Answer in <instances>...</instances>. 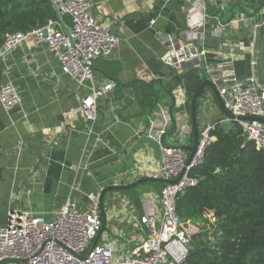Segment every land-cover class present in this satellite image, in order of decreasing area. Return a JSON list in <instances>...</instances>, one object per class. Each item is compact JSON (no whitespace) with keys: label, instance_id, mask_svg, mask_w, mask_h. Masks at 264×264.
<instances>
[{"label":"crops","instance_id":"obj_1","mask_svg":"<svg viewBox=\"0 0 264 264\" xmlns=\"http://www.w3.org/2000/svg\"><path fill=\"white\" fill-rule=\"evenodd\" d=\"M91 1V14L108 24L118 38L109 57L93 62L94 84L109 79L118 82L114 91L97 99L94 122H85L80 109L90 81L87 86L79 85L63 73L46 44L29 37L0 57V86L11 82L22 99V108L9 112L0 105V225L13 209L32 210L51 219L73 196L78 207L85 208L83 193L100 188L105 226L99 240L107 239L124 254L135 244L129 241L132 235L137 234V242L146 236L141 224L142 198L159 196L164 183L138 184L137 201L124 193L126 189L108 188L144 177L160 178L156 173L162 158L160 145L138 133L157 111L186 109L189 114L190 96L207 78L199 67L173 68L166 46L159 42L163 35L180 41L187 38V0ZM205 8L208 61H221L240 77L254 74L257 87L264 89V0L207 1ZM242 15L248 20L235 21ZM60 22L61 30L68 33L70 16H61ZM217 25L222 27L220 31ZM142 84L157 94L151 110L144 108L148 99L140 103L141 92L146 91ZM202 95L208 104L200 103ZM197 114L199 131L223 117L208 86L199 96ZM173 131L171 123L164 143L172 141ZM83 164H88L87 170L82 169ZM77 165L80 167L75 169Z\"/></svg>","mask_w":264,"mask_h":264},{"label":"built area","instance_id":"obj_2","mask_svg":"<svg viewBox=\"0 0 264 264\" xmlns=\"http://www.w3.org/2000/svg\"><path fill=\"white\" fill-rule=\"evenodd\" d=\"M187 1V38L180 41L176 36L163 35L159 42L166 46L167 60L173 68L199 67L202 75L216 86L225 107L235 118L223 115L216 122L205 124L199 131L197 147L189 157L192 133L187 110L180 109L176 113L161 110L150 115L147 126L138 135L144 134L160 145L162 158L156 173L170 182L162 185L159 196L147 194L142 198L141 224L146 236L137 242V234L132 235L129 241L135 244L129 251L118 253V248L107 239H98L93 245L101 227L99 188L83 193L87 202L85 208L78 207L69 197L51 219L32 210H9L5 223L0 225V264H182L190 238L198 228L179 219L176 198L196 185L197 179L191 171L202 163L205 149L214 141L211 132L215 125L237 123L245 138L252 141L256 149L264 150V124L239 118L264 117V89L257 87L254 74L240 77L223 62L208 61L204 46L205 6L207 1L215 0ZM52 3L58 18L47 19L42 26L25 32L5 34L0 57L29 37L35 43L46 44L58 58L63 73L72 76L79 85L87 86L90 81L88 93L80 99V109L85 122L92 123L97 118V99L118 86L114 79L94 84L93 62L98 57H109L118 38L111 33L108 24L97 21L91 14V0H52ZM63 15L71 18L68 33L60 28ZM245 20L248 18L243 15L235 19L237 22ZM221 28L216 26L218 31ZM252 63L255 67V60ZM200 100L203 105L209 101L203 95ZM0 105L6 112L22 108V99L11 82L0 86ZM171 123L174 125L172 141L164 143L163 137ZM87 166L83 164L82 169L87 170Z\"/></svg>","mask_w":264,"mask_h":264},{"label":"trees","instance_id":"obj_3","mask_svg":"<svg viewBox=\"0 0 264 264\" xmlns=\"http://www.w3.org/2000/svg\"><path fill=\"white\" fill-rule=\"evenodd\" d=\"M55 17L51 0H0V45L5 34L28 31ZM143 86L140 103L148 99L144 108L151 110L158 97ZM198 103L199 98L196 109ZM211 135L215 139L202 163L191 171L196 185L176 198L179 219L198 228L182 264H264V150L256 149L237 123L216 124ZM139 187L124 193L137 201Z\"/></svg>","mask_w":264,"mask_h":264},{"label":"water","instance_id":"obj_4","mask_svg":"<svg viewBox=\"0 0 264 264\" xmlns=\"http://www.w3.org/2000/svg\"><path fill=\"white\" fill-rule=\"evenodd\" d=\"M52 2V0H51ZM264 45V43H263ZM205 86L210 87L214 97L217 100L218 106L221 110V112L223 113V115L227 118H235L234 116H232V114L227 110V108L225 107L219 93L218 90L216 88V86L208 79H204L201 81V83L198 85V87L194 90V92L191 94L190 96V101H189V117H190V125H191V133H192V145L189 147L190 150V156L191 157L197 147L198 144V139H199V130H198V114H197V109H196V103L197 100L199 98V96L201 95L203 89ZM240 119H245V120H250V121H258L262 124H264V117H257V116H245V117H239ZM147 181H157V182H162V183H169L170 180H166V179H162V178H153V177H144V178H140L130 184L127 185H122V186H111L108 189H117V190H125L128 189L130 187H133L135 185L141 184L143 182H147ZM103 195L104 192L102 191L100 194V200H99V210H100V215H101V227L99 232L97 233L94 241H93V245H95V243L98 241L99 236L101 234V232L104 229L105 226V212H104V207H103ZM71 199L76 200V196L71 197Z\"/></svg>","mask_w":264,"mask_h":264},{"label":"rangeland","instance_id":"obj_5","mask_svg":"<svg viewBox=\"0 0 264 264\" xmlns=\"http://www.w3.org/2000/svg\"><path fill=\"white\" fill-rule=\"evenodd\" d=\"M146 191H149V190H146ZM211 220H213V219L211 218ZM187 222H188V221H187ZM189 223H190V222H189ZM191 224H192V223H191ZM192 225H194V224H192ZM194 226H195V225H194ZM195 227H196V226H195ZM194 234H195V233H194ZM190 239H191V238H190ZM208 239H209L210 241H213V238H212L211 236H209ZM209 240H208V241H209ZM188 247H189V245H188Z\"/></svg>","mask_w":264,"mask_h":264}]
</instances>
